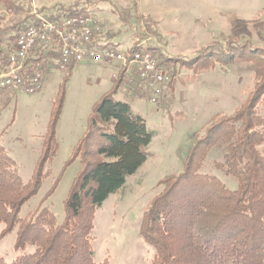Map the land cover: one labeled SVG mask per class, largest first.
Wrapping results in <instances>:
<instances>
[{"label": "rangeland", "instance_id": "1", "mask_svg": "<svg viewBox=\"0 0 264 264\" xmlns=\"http://www.w3.org/2000/svg\"><path fill=\"white\" fill-rule=\"evenodd\" d=\"M3 2L0 0V45L10 44L16 29L35 22L36 12L54 19L91 10L101 19L110 46L130 52L145 41L172 74L173 83L165 87L158 103L151 102L136 75H127L119 65L96 63L80 64L69 74L53 69L39 93H0V143L27 181L39 160L53 103L68 77L57 126L58 157L49 165L52 177L20 215L24 218L40 207H49L61 224L66 216L65 201L82 167L80 158L72 161L74 151L88 131L94 106L116 80L123 79L116 99L130 102L155 136L142 168L95 213L91 234L94 260L96 264H153L156 249L145 241L141 230L145 214L165 191L163 181L184 171L196 138L217 119L234 115L255 88L253 63H214L209 54L215 52V58L229 52L238 56L239 49L247 45L264 49V0H8L10 9ZM198 60L199 65L195 64ZM205 60L213 61L214 66L203 69L200 63ZM259 109L264 115V100ZM221 158L220 151H211L203 172L235 189L237 182L215 167ZM56 179L58 187L49 195ZM16 231L0 238V257L8 262L16 257Z\"/></svg>", "mask_w": 264, "mask_h": 264}, {"label": "trees", "instance_id": "2", "mask_svg": "<svg viewBox=\"0 0 264 264\" xmlns=\"http://www.w3.org/2000/svg\"><path fill=\"white\" fill-rule=\"evenodd\" d=\"M3 1L10 9L8 0ZM26 27L16 29L11 40ZM239 53L215 58L214 52L209 58L214 63H253L255 88L234 115L217 119L195 137L184 171L163 181L165 191L145 214L141 230L145 241L156 249L153 264H264V115L259 109L264 100V49L247 45ZM212 62L200 65L208 69L214 66ZM67 80L53 103L29 180L22 178L19 165L0 143V238L17 230L16 257L11 262L0 257V264H96L91 238L95 213L147 160L146 149L155 134L130 102L116 99L123 83L118 79L94 106L88 131L74 151L72 161L80 158L82 167L65 201L64 221L59 224L49 207L21 218L24 206L52 177L49 165L58 157L57 126ZM213 150L222 153L215 167L237 182L235 189L203 172ZM58 184L54 180L49 195Z\"/></svg>", "mask_w": 264, "mask_h": 264}, {"label": "built area", "instance_id": "3", "mask_svg": "<svg viewBox=\"0 0 264 264\" xmlns=\"http://www.w3.org/2000/svg\"><path fill=\"white\" fill-rule=\"evenodd\" d=\"M35 14V22L10 44L0 45V93H39L53 69L68 71L72 65L83 63L122 66L127 75L137 76L153 103H158L165 87L173 83L172 74L145 41L130 52L110 46L101 19L91 10L54 19ZM114 78L118 79L119 74Z\"/></svg>", "mask_w": 264, "mask_h": 264}, {"label": "crops", "instance_id": "4", "mask_svg": "<svg viewBox=\"0 0 264 264\" xmlns=\"http://www.w3.org/2000/svg\"><path fill=\"white\" fill-rule=\"evenodd\" d=\"M86 64H89V63H86ZM77 67H78V66H77ZM48 124H49V123H48ZM47 127H48V125L45 126V128H44V130H43L44 132H43L42 135H44V134L46 133ZM1 134H2V133H0V135H1Z\"/></svg>", "mask_w": 264, "mask_h": 264}]
</instances>
